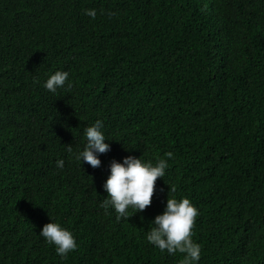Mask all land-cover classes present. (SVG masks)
I'll return each mask as SVG.
<instances>
[{
  "label": "trees",
  "instance_id": "16d2710c",
  "mask_svg": "<svg viewBox=\"0 0 264 264\" xmlns=\"http://www.w3.org/2000/svg\"><path fill=\"white\" fill-rule=\"evenodd\" d=\"M56 71L71 89L43 87ZM127 156L169 166L125 220L100 204ZM168 196L198 209V264H264V0H0V264H181L145 238Z\"/></svg>",
  "mask_w": 264,
  "mask_h": 264
},
{
  "label": "clouds",
  "instance_id": "9594fccd",
  "mask_svg": "<svg viewBox=\"0 0 264 264\" xmlns=\"http://www.w3.org/2000/svg\"><path fill=\"white\" fill-rule=\"evenodd\" d=\"M85 15L95 18L94 9H86ZM69 73L56 71L45 81L43 87L55 94L58 89H71L72 82L68 79ZM104 125L101 120H96L91 126L84 129L85 144L82 150L76 153V160L83 164L96 168L100 165L98 155L109 150L106 137L102 131ZM71 152V147L67 149ZM171 158L172 153H166ZM56 166L62 168L63 160H57ZM167 160L161 158L153 164L145 162L141 158L127 156L122 163L113 160L110 164V175L103 184V190L107 193L106 199L100 207L107 210L113 208L117 213V219L127 220L131 209L134 213L142 212L150 205L154 193V183L157 178H163L168 168ZM175 191V189H170ZM198 209L188 198L177 200L175 197L167 199L162 214L156 215L150 222L152 227L146 232L147 242L157 247L161 252L167 251L172 255L176 252L185 254L181 264H198L201 255V247L192 239V229ZM43 226L39 233L48 244L55 246V252L61 258L77 248L73 234L54 220Z\"/></svg>",
  "mask_w": 264,
  "mask_h": 264
}]
</instances>
